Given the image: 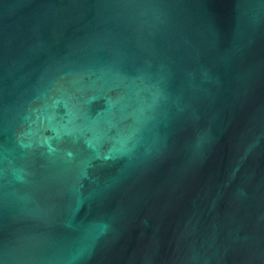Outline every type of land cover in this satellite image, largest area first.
I'll return each instance as SVG.
<instances>
[{"label":"water","instance_id":"obj_1","mask_svg":"<svg viewBox=\"0 0 264 264\" xmlns=\"http://www.w3.org/2000/svg\"><path fill=\"white\" fill-rule=\"evenodd\" d=\"M0 264H264V0H0Z\"/></svg>","mask_w":264,"mask_h":264}]
</instances>
